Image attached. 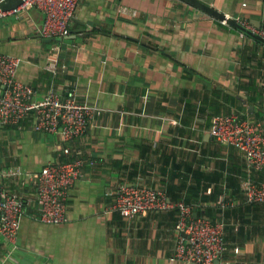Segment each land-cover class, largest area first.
Wrapping results in <instances>:
<instances>
[{
	"label": "crops",
	"instance_id": "crops-1",
	"mask_svg": "<svg viewBox=\"0 0 264 264\" xmlns=\"http://www.w3.org/2000/svg\"><path fill=\"white\" fill-rule=\"evenodd\" d=\"M213 8L264 31V0H215ZM44 21L36 9L0 21V54L21 60L17 79L35 102L53 91L98 112L70 156L58 135L36 130L33 115L0 125V188L26 202L16 247L0 237V264H188L173 260L176 211L134 219L110 211L121 183L213 195L193 208L220 209L227 250L214 264H264V204H249L242 188L264 183V171L209 134L218 115L264 127V43L182 0H81L61 41L41 37ZM72 160L84 166L68 221L43 224L37 183L22 179Z\"/></svg>",
	"mask_w": 264,
	"mask_h": 264
},
{
	"label": "built area",
	"instance_id": "built-area-1",
	"mask_svg": "<svg viewBox=\"0 0 264 264\" xmlns=\"http://www.w3.org/2000/svg\"><path fill=\"white\" fill-rule=\"evenodd\" d=\"M5 0H0V3ZM22 5L11 11L0 8V21L9 17L21 19L23 13L36 9L44 13L41 37L64 40L70 36V24L75 18L81 0H20ZM226 22V21H223ZM236 22L244 32L264 39V31L245 19ZM53 61L51 64L53 66ZM21 60L0 54V125H16L33 115L36 130L58 135L63 153L70 156L69 144L83 136L91 126L98 108L80 104L73 95L58 96L50 91L41 102L33 100L34 90L17 79ZM209 134L216 141L233 146L243 153L249 168L264 171V127L241 114L218 115L212 118ZM84 162L72 160L47 165L42 172L29 174L23 183H37L38 220L43 224L61 225L68 221L69 193L83 175ZM8 172L5 176H19ZM22 177V174H21ZM249 204H264V183L251 179L242 185ZM227 204L222 203L225 208ZM178 210V237L174 261L188 264H214L226 252L225 223L213 222L207 217L196 216L193 206L183 202H170L162 190L150 186L121 183L115 191L111 212L134 219L150 212ZM26 212V202L17 193L0 188V237L14 249L21 222Z\"/></svg>",
	"mask_w": 264,
	"mask_h": 264
},
{
	"label": "trees",
	"instance_id": "trees-1",
	"mask_svg": "<svg viewBox=\"0 0 264 264\" xmlns=\"http://www.w3.org/2000/svg\"><path fill=\"white\" fill-rule=\"evenodd\" d=\"M246 36H250V34L248 32H244ZM194 176H198L200 175V171H196L193 172ZM205 177V175H204ZM184 190V191H183ZM206 190V188H204V191ZM202 189H200V194H201ZM178 191H174L173 187H169L167 189V195L170 198V200L175 203V202H183L185 204H187L188 206H193L194 208L197 206L198 203H206L208 201L214 200L213 195L212 196H205L203 197V191H202V197H199V191L198 188L196 186H184L182 188V194H178L177 196L175 195V193ZM200 203V204H201ZM178 213V210H174ZM222 212V211H221ZM219 213H220V209H215V208H204V207H198L197 212H196V216H201V217H207L209 218L211 221L213 222H218L221 221L219 220Z\"/></svg>",
	"mask_w": 264,
	"mask_h": 264
},
{
	"label": "water",
	"instance_id": "water-1",
	"mask_svg": "<svg viewBox=\"0 0 264 264\" xmlns=\"http://www.w3.org/2000/svg\"><path fill=\"white\" fill-rule=\"evenodd\" d=\"M186 4H189L196 8L197 10L203 12L204 14L211 16L215 19H218L220 21H226V23L230 26H233L240 31H243L241 26L236 22L233 18H227L225 14L218 12L216 9L213 8V4L215 0H182ZM20 5H22V1L20 0H5L0 3V8H2L3 11H11L16 8H18ZM250 36H252L254 39L264 43V39L258 35L249 33ZM46 41L50 42L53 41V39H46ZM253 107L250 106V112H252Z\"/></svg>",
	"mask_w": 264,
	"mask_h": 264
}]
</instances>
